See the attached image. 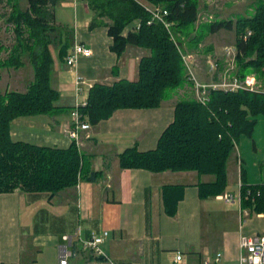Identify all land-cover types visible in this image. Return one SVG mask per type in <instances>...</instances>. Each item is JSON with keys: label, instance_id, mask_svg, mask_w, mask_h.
<instances>
[{"label": "crops", "instance_id": "crops-1", "mask_svg": "<svg viewBox=\"0 0 264 264\" xmlns=\"http://www.w3.org/2000/svg\"><path fill=\"white\" fill-rule=\"evenodd\" d=\"M55 1L53 23L58 28L63 26L58 8L73 9L72 21L65 23L72 27L71 36H64L61 42L67 41L69 48L74 43L83 44L92 55L80 58L75 69L67 68L64 60L55 61L51 86L59 94V109L49 115L14 119L9 134L13 140L68 147L72 142L66 133L71 127L70 112L76 100L88 94L87 85L111 86L121 79L136 81L139 60L147 52L128 46L117 57L109 49L112 39L104 27L108 20L100 19L103 26L89 29L93 13L86 0ZM67 17L68 13L63 20ZM128 31L125 29L123 35ZM206 49L211 50L209 46ZM10 71H1L0 89L4 83L3 90L24 93L33 80V70L24 78L17 70ZM77 78L85 82L79 85V93ZM175 100L163 101L156 109L116 110L109 119L96 126L89 124V130L80 132L79 150H86L87 166L102 174L95 182L81 180L52 197L20 190L0 194V264H57L63 236L72 235L77 228L83 239L91 232L107 231L103 247L116 264H176V252L183 255L180 264H202L217 252L225 263H235L240 235L264 233V214L241 210L237 202L226 203L220 196L200 199L197 185L212 182L211 175L194 171L151 173L119 167L118 156L125 149L135 146L145 152L156 147L161 133L173 121ZM233 175L238 193L239 168ZM169 186L180 187L167 191V195L170 191L180 195L173 217L166 214L162 198L163 189ZM237 193L227 173L223 194ZM242 216L247 218L243 223Z\"/></svg>", "mask_w": 264, "mask_h": 264}, {"label": "trees", "instance_id": "trees-1", "mask_svg": "<svg viewBox=\"0 0 264 264\" xmlns=\"http://www.w3.org/2000/svg\"><path fill=\"white\" fill-rule=\"evenodd\" d=\"M86 1L93 13L89 29L103 26L100 19L108 20L104 27L112 39L111 52L120 57L128 46L147 52L139 60L136 81L121 79L111 86L92 85L87 105L81 108L90 125L109 119L119 109L159 108L169 91L186 84L182 60L167 30L159 22L148 24L151 15L141 0ZM143 1L163 7L168 12L167 20L173 23V31L181 34L194 25L199 13L198 0ZM0 3L10 7L7 21L13 26L16 39V44L8 49L0 41V78L2 70L22 67L25 53L33 69V80L24 93L0 91V194L20 190L52 197L81 180L95 182L102 174L87 166L75 141L68 147H58L10 137L14 119L49 115L59 109V94L51 86L54 59L50 47L58 48L57 57L62 61L72 46L69 48L67 41L62 43L57 36L52 11L57 5L55 0H27L25 9L17 0ZM207 25L208 34L233 29L232 21L226 20L202 25L201 29ZM125 29L129 31L123 35ZM234 29L238 76L252 73L264 78V0H255L253 12L237 18ZM246 31L251 34L244 40ZM191 40L192 46L197 47L203 39L195 31ZM3 52L7 57H2ZM261 117L264 91H211L206 106L191 98L179 99L174 105L173 121L161 133L156 147L145 152H139L135 146L125 149L118 156L119 167L151 173L194 171L211 175L212 182L198 183V197L203 200L220 196L227 185L226 165L235 144L242 136L252 138ZM239 184L241 210L264 214V185H247L242 170ZM171 189L180 187H165L162 198L166 214L173 217L180 195L172 191L167 195Z\"/></svg>", "mask_w": 264, "mask_h": 264}, {"label": "rangeland", "instance_id": "rangeland-1", "mask_svg": "<svg viewBox=\"0 0 264 264\" xmlns=\"http://www.w3.org/2000/svg\"><path fill=\"white\" fill-rule=\"evenodd\" d=\"M19 6L22 9H25L27 6L26 0H17ZM144 4L152 5L147 3L146 1L141 0ZM255 0H198V16L194 25H191L184 33H178L173 31L175 37L177 39V43L181 46L182 50L190 51L197 56V72L196 78L202 82L203 84L210 83V77L208 74V63L207 59L210 57L213 61L219 63L218 72L214 75V80H217V77L225 73L226 75H231L232 72L228 71V67L226 63L228 62L224 55L225 47H235L236 40V31H235V21L239 17H247L249 14L253 12ZM56 10V8H55ZM10 12V7L6 6L4 3H0V41L3 44L4 48H11L14 44H16L15 34L13 31V26L8 23L7 17ZM58 16L62 19L60 20L63 26H60L58 29V38H62L64 40V36H71L72 27L69 24H65L67 21H72L73 19V9H61L58 8ZM65 12V13H64ZM68 16L65 18L66 14ZM64 14V15H63ZM221 20L232 21L233 29L231 31L228 30H220V32L215 35L206 36L209 33L208 25L201 29L202 25H206L213 22H218ZM50 21V20H49ZM51 24V22H50ZM53 26V25H52ZM173 27V26H172ZM174 28V27H173ZM198 32L199 38L203 39L199 43L197 47L192 46V38L194 37V33ZM247 32V31H246ZM207 38H206V37ZM244 36V35H243ZM204 37L206 39H204ZM54 44V43H53ZM174 44V43H173ZM211 50H207L206 48ZM176 47V46H175ZM51 52L53 54L54 62H58V57L56 53L55 45H52ZM177 49V48H176ZM236 49V47H235ZM178 51V49H177ZM179 53V52H178ZM180 55V54H179ZM237 55V50H236ZM236 55L234 56V62L236 63ZM2 57H7V53L3 52ZM181 58V57H180ZM23 65L19 69H11L10 72L16 71L17 74L22 78L25 76L28 77L32 67L30 64V59L27 53L22 55ZM182 60V59H181ZM226 62V63H225ZM183 63V62H182ZM237 65V63H236ZM184 66V64H183ZM237 73H238V66ZM184 71L186 75V84H184L181 88H178L173 91H169L166 95V99L164 101H168L170 99L177 100L182 98H191L195 99V90L193 84L188 80L186 69L184 66ZM3 72V70H2ZM252 74V73H251ZM13 75H15L13 73ZM264 79V78H262ZM4 83L0 89L1 92H4ZM210 96V93H209ZM197 101V100H196ZM198 102V101H197ZM199 103V102H198ZM79 147L78 149H80ZM256 148L258 151H255ZM82 156L87 159L89 156L86 153L85 149L80 150ZM257 152V153H256ZM238 155V156H237ZM87 157V158H86ZM234 160V161H233ZM264 117L259 118L258 124L255 127L254 134L251 139L242 136L239 138L237 143L235 144L234 151L229 157L227 161V173H229V181L231 185H234L235 193H237V182L234 178L233 172H236L237 168H239V179H240V171L242 170L244 180L247 185L257 186L264 185ZM239 161V164H238ZM252 181L247 182V181ZM247 220L246 217L241 218V221Z\"/></svg>", "mask_w": 264, "mask_h": 264}, {"label": "built area", "instance_id": "built-area-1", "mask_svg": "<svg viewBox=\"0 0 264 264\" xmlns=\"http://www.w3.org/2000/svg\"><path fill=\"white\" fill-rule=\"evenodd\" d=\"M85 1V0H79ZM146 11L151 15V20L148 22H159L167 30L171 41L174 43L182 62L185 66L188 80L193 84L195 90V99L203 106H206L209 102V93L211 91H250V92H263L264 91V79L258 78L255 74H248L245 77H239L237 74L236 63L234 62V56L236 55L235 47H225L224 55L227 59L226 66L228 71H231V75L223 73L219 74L217 80H214V75L218 72L219 63L213 61L210 57L207 59L208 74L210 77V83L203 84L196 78V72L198 67L197 56L190 52L182 50L181 46L177 43L175 34L172 31L173 23L169 22L166 18L168 12L161 6L143 5ZM251 32L247 31L243 36V39H247ZM92 55L90 48L80 43H74L70 48L68 54L64 58V64L69 69H75L80 58H88ZM80 84H85L80 78L76 79V91L79 93L81 89ZM88 89L92 85H87ZM77 96V95H76ZM88 94L85 95L83 100H76L74 107L70 112L71 127L66 130L67 136L72 141H75L77 147L82 145V139L80 137L81 131H87L90 129L87 117L81 114V108H85L87 105ZM88 137V136H87ZM240 186V184H239ZM259 194V193H258ZM220 199L226 203L237 202L240 206V194L239 187L236 196L231 194L220 195ZM248 217V214H246ZM243 223V221H242ZM241 228V226H240ZM107 231H101L99 233L91 232L88 238H82L80 228H77L72 235L63 236L64 244L58 248L57 264H116L111 257L104 250L103 244L108 238ZM239 256L237 261L232 264H264V233L255 235L241 234L238 242ZM176 264H180L183 260V255L180 252H176L175 255ZM202 264H227L223 261L221 253L217 252L214 256H208Z\"/></svg>", "mask_w": 264, "mask_h": 264}]
</instances>
